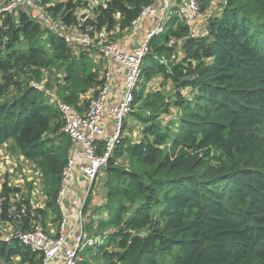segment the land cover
Listing matches in <instances>:
<instances>
[{"label":"trees","instance_id":"16d2710c","mask_svg":"<svg viewBox=\"0 0 264 264\" xmlns=\"http://www.w3.org/2000/svg\"><path fill=\"white\" fill-rule=\"evenodd\" d=\"M224 2L219 15L208 19L205 37L190 38L189 28L174 16L150 42L143 62L145 85L159 75L171 81L181 114L169 135L160 122L169 107L166 97L159 92L143 96L145 85L135 97L145 111L139 117L148 125L145 140L123 142L104 169L105 201L94 212L100 219L93 259L102 253L106 261L96 264H160L172 251V264H264V0ZM153 3L105 0L93 9L95 25L124 31ZM76 8L66 2L52 10L64 9L63 20L71 25ZM40 23L25 12L0 19V72L46 68L50 51L66 67L81 65L83 91L91 88L94 70L77 60L62 38L49 30L45 37ZM175 41H182L184 54L178 61L171 59L180 46ZM187 88L190 99L183 94ZM61 129L58 112L34 87L0 104V146L12 142L37 165L46 207L36 215L43 219L50 211L59 223L57 199L70 149ZM123 157L125 166L118 163ZM5 199L0 221L15 227ZM14 209L19 213L22 206ZM31 213L29 208L24 212L23 230L35 220L43 223L37 216L31 221ZM109 245L114 252H108ZM15 256L25 264H43L40 253L0 241V259ZM79 264L91 263L84 258Z\"/></svg>","mask_w":264,"mask_h":264},{"label":"built area","instance_id":"2783aa9c","mask_svg":"<svg viewBox=\"0 0 264 264\" xmlns=\"http://www.w3.org/2000/svg\"><path fill=\"white\" fill-rule=\"evenodd\" d=\"M35 3L36 0H6L0 4V19L4 15L16 16L19 12H25ZM104 4L105 0H95V5L91 8V16L78 17L75 11V23L71 25L66 24L63 19L53 21V18L46 13L43 19L48 30L62 38L70 49L71 46H75L82 52L100 54L106 69L100 87L90 98L86 108L77 109L51 96L52 106L61 117V130L70 143L69 154H78V169L88 184L83 203L74 216V223L69 227L64 199L72 182V169L75 165L74 159L68 156V164L62 173V186L57 199L61 213L58 236L47 235L40 223L23 230L20 227L24 216L23 207L19 213L11 207L10 211H13L16 226H12L9 233L0 235V241L6 244L17 242L34 253H40L43 264L55 262L79 264L85 248L99 242L98 238H92L91 235L88 237L86 233L85 226L89 224L90 216L84 214L83 206L90 196V190L99 173L105 169L126 137V121L132 113L134 92L142 78L143 62L149 54L152 38L164 33L174 16L189 28L190 38H203L207 35V31L194 29L195 23L201 18L200 0H154L152 5L142 9L128 29L137 31L141 21L146 18L155 19V26L132 51L123 52L116 42L109 39L110 31H107L105 26L98 29L95 25L96 16L93 9ZM181 42L177 41L176 44L181 45ZM174 44L171 42L169 47ZM116 65L120 66L124 73L122 87L118 93L113 90L111 75V68ZM34 88L43 91L40 86ZM107 123H110V131ZM5 200L4 197L0 198V212Z\"/></svg>","mask_w":264,"mask_h":264},{"label":"rangeland","instance_id":"374dc122","mask_svg":"<svg viewBox=\"0 0 264 264\" xmlns=\"http://www.w3.org/2000/svg\"><path fill=\"white\" fill-rule=\"evenodd\" d=\"M56 1L58 0H36L35 5L31 9L25 11V13L31 19L41 22L40 27L45 31V37H47L46 33L48 31V26L43 21V19H45V13L53 18V21L64 18V9L61 12L58 11V13L52 10V8L58 3L62 4L71 2L73 5L75 4L77 6L76 14L78 15V17L91 16V8L95 5V0H59L60 2ZM224 1L225 0H200L201 6L204 7V9L202 8L200 18V23L202 24V27L204 26V30L201 29V27V31H207V18L218 16L222 9V6L224 5ZM1 3L3 2H0V4ZM204 17L205 20L202 22ZM114 29L109 32V39L113 42H116V39H119L123 34H121L122 31L118 28L117 31H115ZM47 48L48 45L46 49ZM79 50V47L71 46V54L76 57L77 60L83 59L85 67H90L97 75L96 83L93 84L91 88L83 91L85 86V78L81 65L76 64L74 67H71V65L69 67H66L63 64L59 63L57 60L53 59L51 52L49 51L50 55L48 57V64L46 68L24 67L13 68L6 74L0 72V104L10 99L16 98L20 94V92L28 88L40 86L45 93L46 101L51 105L53 104V99L51 98V96H54L55 99H59L65 102L69 101L70 105L76 107L77 109L82 107L86 108L90 98L94 96L97 89L100 87L102 75L106 69L102 59L100 58V54H91ZM183 57L184 54L182 53V46L180 45L172 54L171 59H175L178 61ZM161 60L162 62H165L164 58H162ZM145 82V79L142 77L137 89L134 92V100L131 104L132 113L128 117V119H131V121L130 123L128 122V119L126 121L127 137H125V139L123 140L124 143L128 142L131 144H138L139 142L145 140L144 129L148 125H143L139 122V117H142L145 114V111L142 108L143 103L139 100L135 101V97L139 95L140 91L145 85ZM144 90L145 91L143 93L141 92L143 96L148 93L159 92L166 97V102L168 103L169 107L167 109V112L161 116L160 122L162 129H169L167 134L172 135L175 132L174 126H176V120L181 114L179 106L174 104V95L176 93L174 85L171 81L166 80L163 75H159L149 80V82L145 85ZM183 94H185L186 99L191 98L189 88L183 91ZM50 137L52 138V136ZM166 147H169V144ZM126 162V157L120 158V160L118 161V163L122 166H125ZM105 177L106 176L103 169L97 177L98 181H96H104ZM43 196V181L37 165L22 157L16 151L15 146L12 142H9L7 143V145H3L2 147L0 146V198H7L9 201V205L13 208L15 206H22L25 212L28 208L31 211L33 210L30 208V206L34 208V206L40 204V202L43 201ZM12 213L13 211H10V214ZM84 214L90 216V222L85 226L88 237H90V235L91 237H96V228L98 226L97 221H99L100 219L98 214L92 217L90 215V210H88V207L86 211L84 210ZM36 216L37 215L34 212L31 213L29 216L30 220H35ZM45 220L46 217L44 221ZM36 223L40 222L35 220L31 226ZM40 225L50 237L58 236L60 223L59 220H56V218L51 223H40ZM48 226H52L54 228L53 234L47 231ZM10 228V225L0 223V235L9 233V231H11ZM95 245H93V247ZM93 247L90 248L86 253L82 254V261L85 258L88 259L91 264H96V261H99L100 263L105 262L106 259L102 257V253H98V260L93 259V256L96 255L97 251L95 247ZM107 250L108 252H114L115 248L114 246L109 245ZM175 253V251H172V253L170 254H165L161 259H159V263L172 264ZM0 264L25 263L21 262L20 257L15 256L12 257L8 262H4V260L0 259Z\"/></svg>","mask_w":264,"mask_h":264},{"label":"crops","instance_id":"0c3cea01","mask_svg":"<svg viewBox=\"0 0 264 264\" xmlns=\"http://www.w3.org/2000/svg\"><path fill=\"white\" fill-rule=\"evenodd\" d=\"M58 1H56V2H58ZM206 17H208V16H206ZM208 18H207V20H208ZM204 20H205V17L203 18L202 22ZM155 24H156L155 19L146 18V19L141 21L137 31H131L130 29H126V30L122 31L121 34H123V35L119 39H116L117 46L123 52L132 51L142 41V39L144 38L146 33H148V31L155 26ZM201 27H202V24L200 23V19H199L195 23L194 28H195V30L200 31ZM201 29L204 30V26ZM114 30L117 31V28H115ZM111 75H112L113 90L115 93H118L121 90L122 82L124 79L123 70L118 65L113 66L111 68ZM130 121H131V119L130 120L128 119L129 123H130ZM107 128H108V131L111 130L110 129V123H107ZM126 134H127V129H126ZM126 137H127V135H126ZM67 155L69 156V158L72 157L75 161V165L72 169V177H73L72 182H71L68 190L66 191V194L64 197L65 203H66V209H67L68 223H69V227H70L74 223V216L76 215V213L78 212V210L80 209V207L83 203L84 195H85V192L87 190L88 184L86 182V179L84 178V176L82 175V173L78 169V165H77L78 154H76V153L69 154V150H68ZM97 181L94 183L92 190H90V198L91 199H90V203L88 206V210H90V215L92 217H94L96 215L94 213L95 209L99 208V206H102L104 201H105V180L99 181V182H97ZM43 197H44L42 199L43 201L40 202V204L34 206V208H32V206H30V208L33 209L31 211L32 213L34 212L35 214H38L39 210L45 209V207H46L45 194ZM30 204H31V202H30ZM36 208H38V209H36ZM45 217H46V220L44 221ZM37 218H38V216H37ZM55 218H56V216L53 213H51L50 211H46L44 218L42 219L41 217H39L38 219H40L44 224H47L48 222L51 223ZM0 223L10 225L11 226L10 230L12 229L11 224H9L7 222H1V221H0ZM53 229L54 228L52 226L47 227V231H49L52 234L54 233ZM92 238H97V237H92ZM53 264H59V263L55 262Z\"/></svg>","mask_w":264,"mask_h":264}]
</instances>
